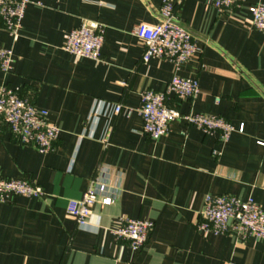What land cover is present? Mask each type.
I'll list each match as a JSON object with an SVG mask.
<instances>
[{
	"label": "crops",
	"instance_id": "0c3cea01",
	"mask_svg": "<svg viewBox=\"0 0 264 264\" xmlns=\"http://www.w3.org/2000/svg\"><path fill=\"white\" fill-rule=\"evenodd\" d=\"M178 1V21L198 48L179 68L161 59L142 62L144 47L134 35L138 24L157 22L162 0H30L18 41L0 27V45L14 55L12 72H0V87L48 111L61 131L55 151L43 155L18 144L0 122V174L45 192L0 204V264H264V241L196 228L207 195L253 199L264 208V147L258 145L264 33L253 28L248 11L264 0H245L226 13L210 0ZM85 21L106 27L100 61L63 49ZM175 76L198 79L201 93L182 101L172 95L169 105L183 115L226 119L236 129L228 142L184 120L157 142L142 135L141 94L165 92ZM95 100L134 113L100 117L92 127ZM93 180L112 189L113 204L98 202L87 228H80L67 207ZM122 218L154 223L141 250L113 234Z\"/></svg>",
	"mask_w": 264,
	"mask_h": 264
},
{
	"label": "built area",
	"instance_id": "2783aa9c",
	"mask_svg": "<svg viewBox=\"0 0 264 264\" xmlns=\"http://www.w3.org/2000/svg\"><path fill=\"white\" fill-rule=\"evenodd\" d=\"M245 0H210V5L219 13L232 12L243 6ZM30 0H0V27L16 42L20 38L23 20ZM178 0H162L155 24L141 23L134 28V35L144 47L142 62L161 59L176 67L192 60L198 52L193 34L183 27L177 17ZM248 11L253 28L264 33V2L251 5ZM106 27L98 22L85 21L72 30L64 44L68 54L94 61L102 59ZM14 66L13 50L0 45V72L9 74ZM201 93L198 79L175 76L165 92L147 90L141 94V105L137 113L142 118V135L153 142L170 133L177 120H184L205 134H219L223 143L230 140L236 131L226 119L207 114L183 115L169 105L174 95L179 100H193ZM219 102V100H217ZM134 110L122 105H113L95 100L88 122L96 124L100 117L113 119L119 115L132 116ZM49 113L38 109L32 100L21 96L19 91L7 85L0 87V122L10 130L15 141L21 146L33 147L40 154L55 151L60 129L49 121ZM244 132V127L238 130ZM94 130L90 131L92 135ZM264 147V139L258 141ZM217 151L214 155H217ZM44 190L24 179L5 178L0 174V204H6L13 197L42 198ZM100 202L104 206L113 204L112 189L99 180H93L79 200H72L67 207L78 227L87 228L93 208ZM196 224L197 231L204 235H223L237 238H253L264 241V208L253 199L242 200L235 196L207 195ZM154 223L141 219L122 218L113 234L127 241L130 247L141 250L154 230Z\"/></svg>",
	"mask_w": 264,
	"mask_h": 264
}]
</instances>
